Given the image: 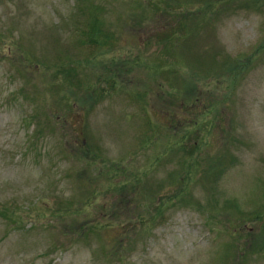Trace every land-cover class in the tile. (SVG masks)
<instances>
[{"label": "rangeland", "instance_id": "obj_1", "mask_svg": "<svg viewBox=\"0 0 264 264\" xmlns=\"http://www.w3.org/2000/svg\"><path fill=\"white\" fill-rule=\"evenodd\" d=\"M179 1L199 24L168 37ZM70 59L86 85L120 75L54 124L52 66ZM170 78L192 85L176 94L192 105L164 107ZM84 137L114 162L90 171L91 204ZM252 211L264 213V0H0V264H264Z\"/></svg>", "mask_w": 264, "mask_h": 264}, {"label": "trees", "instance_id": "obj_2", "mask_svg": "<svg viewBox=\"0 0 264 264\" xmlns=\"http://www.w3.org/2000/svg\"><path fill=\"white\" fill-rule=\"evenodd\" d=\"M210 1L213 2L214 0H210ZM150 2H151V0H150ZM184 3L185 2L181 3L179 1L176 4H174L175 6L172 5L171 7L170 6L168 7V8H170L169 10H172V14L174 12V15L172 16V19H173L172 21H173V23L176 24V28H174L172 26V27H169V29L166 31V33L168 34V37L175 36L174 34L180 32L181 30H183L184 26L189 28V30L190 29L191 30H193V29L195 30L196 26L199 24L198 19H196L195 26L192 23V21L189 24L187 23L189 21L188 18H191V19L194 18L193 17L194 13L190 14L189 12H183L182 11V9H183L182 5H184ZM204 3H205V1H204ZM204 3H203V6L205 7ZM188 4L189 5L185 6V8H188L189 6H191L190 3H188ZM155 10L157 12V8ZM180 11H181V13H179ZM93 18H94V24L92 25L91 28H89L88 32L86 33V36L88 37V40L90 42L93 41V39H91L92 35L93 34H99L100 31L102 30L101 28H100L101 30L100 29H95V26H96L95 19L96 18L95 17H93ZM145 18L146 17H142L140 22L146 21ZM204 25H206V24L204 23ZM104 37H106V35H104ZM95 42L97 43V41H95ZM69 57H67V58H69ZM240 62L241 61L237 62V60H236L232 64L231 63L227 64L228 70L230 72H234L235 73L237 70H239ZM78 63L82 64V61L81 60L79 61V60H71L70 59V62H67V64L59 63V64H56V65L52 66V67H54L53 69L55 70L56 77L60 76V83H61L62 88H63L61 90L60 97H58V99H57L58 101L56 102L57 103L56 107L53 110L54 112H52L53 115H51L52 116V121H53L54 124L55 123H59L58 121H60L59 120L60 118L63 119L64 117H66V115L65 116L63 115L65 112L72 111L77 106H80L77 103V98H78V94L82 93L83 90H86L85 94L84 93H82V94L85 97H87L85 102H88V104L83 105L84 109H86L88 106H92L93 105V103H91L90 96H92L93 94L96 95L97 86L101 85L102 81L103 82H108L107 84H112L113 86H115L117 84V82H118L117 79H118V77L120 75V72L118 70L107 69L106 73H104L102 75L104 77L101 76L102 78H104L103 80L98 78L96 80V85H95V82L94 83L90 82V84L86 85V83L84 81H81V80L77 79L78 66H76V65L74 66V64L78 65ZM171 80H173V81H171ZM167 82L169 83L170 86H173V89H172L173 91L172 92H174L175 96L173 95V97H175V100H173L171 102V100H172L171 98L169 99L167 96L163 95L164 98L161 97L160 101L163 104H165L164 107L167 106L168 104H173L177 109H180V108H183L185 106L189 107L190 105L193 104V103H190L189 105H185L182 102V98L176 97L177 92L178 93L180 92L182 94V96H186V97L187 96H193V93L191 92V90L193 91V89L191 88L192 85H182L181 81L180 80H176L175 81V78H170ZM56 87H57L58 91L61 89L60 87H59L60 89H58V85H56ZM65 90H67V91H65ZM186 94H188V95H186ZM194 102H197V99H195ZM177 109L172 111V116H168V114L166 112H164V113L161 112V113H163L165 116H168L167 120L169 121V120H173L175 118L174 116H175V114L177 112ZM62 115L64 117H62ZM166 125H167L168 128H166L165 130H167L169 133H170V130H172V131H177L179 129L183 130V128H180L182 125H177V123L176 124H171L170 122H168ZM184 130H185V128H184ZM86 138L85 137L82 138L84 141H81V142H83L82 145H84V147H85L82 150V153L84 154L83 156L86 157L87 159H89V164L87 166L88 168L83 169L84 172L86 173L85 175H87V178H85V179H87L86 180L87 182L84 181V183L85 184H89L88 186L93 187V189L91 190L89 195L87 194L85 200H87L91 204L93 199H94V196H96V193L94 192L96 177L95 178L92 177L90 175V171L91 170H95L97 167H99V169H100V167H104L105 168L106 163H114V162L110 161L109 159L106 160L104 157H102L101 151H98L97 145H95L93 142H91V139H89L90 141H87ZM94 147L95 148L97 147L96 148L97 151L95 150ZM104 163H105V165H104ZM224 164H226V161L222 162V160H221L219 162L214 163L212 166L210 165V167L216 172V174H218V172H220L221 169L223 168ZM213 170H212L211 174L214 173ZM104 171L106 172V170H104ZM175 173H172L171 177H173V176L175 177V175H174ZM133 175H134V173H133ZM131 176H132V174H131ZM83 178H84V176H83ZM84 186L88 187L86 185H84ZM186 197L187 196H182L181 197V201L185 200ZM171 198H174L175 202L179 201L177 199L178 195L176 197H173V194L169 195L165 200L168 201ZM227 207L230 208L231 211L234 210V208H236L237 213L241 214V211L239 210L240 208H238L237 205H235V204H233V205L232 204H227ZM71 209L72 208H70L68 211H70ZM213 210H214V208H213ZM246 217H248V219L256 218V220H258V222L262 223L263 226H264V221H263L264 220V213L261 214V213H257V211L256 212L252 211V213L250 215L247 214ZM207 218H208V222H210L209 224H213L212 220L216 219V217L213 216V215H212V220H211L210 216H207ZM149 219L152 220L153 219L152 216ZM263 231H264V229H263ZM245 244H246V242H245ZM249 244H250V242L247 243L246 245H249ZM253 245L254 244H252V246ZM244 248H245L244 250L247 251L248 248L246 249V246H244Z\"/></svg>", "mask_w": 264, "mask_h": 264}]
</instances>
